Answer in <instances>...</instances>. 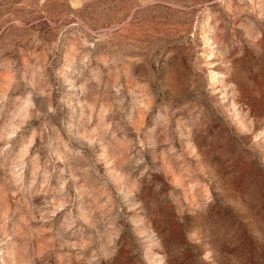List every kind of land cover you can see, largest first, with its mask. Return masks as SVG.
Returning <instances> with one entry per match:
<instances>
[{
    "label": "rangeland",
    "instance_id": "374dc122",
    "mask_svg": "<svg viewBox=\"0 0 264 264\" xmlns=\"http://www.w3.org/2000/svg\"><path fill=\"white\" fill-rule=\"evenodd\" d=\"M0 264H264V0H0Z\"/></svg>",
    "mask_w": 264,
    "mask_h": 264
}]
</instances>
